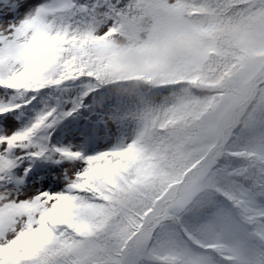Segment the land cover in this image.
<instances>
[{
    "label": "trees",
    "instance_id": "trees-1",
    "mask_svg": "<svg viewBox=\"0 0 264 264\" xmlns=\"http://www.w3.org/2000/svg\"><path fill=\"white\" fill-rule=\"evenodd\" d=\"M173 1L170 11L180 27L166 35L160 34L158 13L147 12L148 3L158 5L159 0H132L133 15L125 22L141 24L152 18L159 32L153 28L147 34L150 52L140 55L130 40L118 43L116 50L89 43L90 55L62 69L65 78L117 83V94L131 107L129 114L125 110L120 116L129 126L130 138L126 136L132 140L148 126L138 143L146 158H115L104 149L95 168L107 184L92 175L87 178L88 194L100 191L103 201L84 200L75 215L83 228L97 219L109 232L97 229L93 235H79L63 230L53 252L32 258L24 251L23 264H125L132 239L145 230H152L159 241L156 264H181L168 258L176 253H171L174 246L167 230L183 225L198 237L204 232L199 230L201 216L182 210L181 188L194 175L192 167L207 166L208 179L190 207L213 191L228 201L264 194V80L260 74L249 79L246 62L255 57L258 66L264 58V0ZM187 10L196 14L187 17ZM188 31L196 36L187 38ZM206 49H211L209 55ZM124 131L118 127V134ZM239 149L242 154L232 157ZM110 158L115 161L105 165ZM228 165L232 172H243L242 177H232L225 170ZM162 174L177 185L175 191L159 195L166 184ZM173 238L183 242L176 227Z\"/></svg>",
    "mask_w": 264,
    "mask_h": 264
},
{
    "label": "snow or ice",
    "instance_id": "snow-or-ice-1",
    "mask_svg": "<svg viewBox=\"0 0 264 264\" xmlns=\"http://www.w3.org/2000/svg\"><path fill=\"white\" fill-rule=\"evenodd\" d=\"M132 15V0H0V209L43 220L90 198L96 95L60 73Z\"/></svg>",
    "mask_w": 264,
    "mask_h": 264
},
{
    "label": "rangeland",
    "instance_id": "rangeland-1",
    "mask_svg": "<svg viewBox=\"0 0 264 264\" xmlns=\"http://www.w3.org/2000/svg\"><path fill=\"white\" fill-rule=\"evenodd\" d=\"M167 1V0H165ZM164 0H159L158 5H155L154 3H148V10L147 12H151V11H155L158 13V16L161 19V23H162V27L160 30V34H172L174 32V30L178 29L180 27V22L178 21L177 17L174 18L173 13L170 11V5L173 4L171 2V0H168L169 2H165ZM151 19H147V21L140 23H133L131 25H127L125 26V30L122 31L121 35L123 33L126 32L125 36H123L122 38L117 37L114 38V50L118 49L119 45L118 43L120 42H126L132 39L134 45L140 44L142 42V39L146 38L147 34L153 30L152 27V23H151ZM156 29V28H155ZM107 31V29L105 27L101 28L99 31L97 30V33L100 34V39L104 40L105 38L107 39V36H104L103 33H105ZM162 32V33H161ZM156 34H159V32L156 29ZM120 35V36H121ZM111 124L108 121H105L104 118L102 117L99 127H108ZM100 141H98V137L95 141L94 144L98 145ZM123 153H125L126 155H140L141 153L137 150V148L133 145H127L123 150ZM189 202V201H188ZM71 206V205H68ZM258 209L257 205H242V204H238L235 206V210L237 211L238 215L243 217L245 211H255ZM18 210L17 209H13V208H4V209H0V223L3 222L4 224L0 227V230H5L2 234V236H4V238L2 236H0V260H8L10 255L9 252L13 249H7L6 247L9 245V239L11 238L12 235H10V233H8V231H10L12 233L11 230V225L13 223L17 222L18 219V214H17ZM71 214H73V212H70ZM64 214L67 215L69 214L68 211H61V216L64 218ZM65 219V218H64ZM50 223L51 225L53 224L54 221V216H52L50 218ZM65 221L67 222V220L65 219ZM213 232L215 233V235H218L220 233V228L218 225H214L213 227ZM8 236V238H7ZM217 242H222L223 238H218L216 240ZM264 247V246H263ZM253 248V247H252ZM249 250V249H248ZM258 257V255H256V253H251V258L252 261L255 260ZM19 259L20 257H16L15 258V262L17 264H19ZM242 261L244 263H246V259L241 258ZM195 262L196 263H200V259L195 258ZM252 264V263H251Z\"/></svg>",
    "mask_w": 264,
    "mask_h": 264
}]
</instances>
